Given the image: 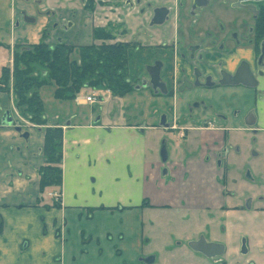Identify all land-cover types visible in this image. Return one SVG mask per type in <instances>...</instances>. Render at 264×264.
Listing matches in <instances>:
<instances>
[{"label": "crops", "instance_id": "1", "mask_svg": "<svg viewBox=\"0 0 264 264\" xmlns=\"http://www.w3.org/2000/svg\"><path fill=\"white\" fill-rule=\"evenodd\" d=\"M71 1L77 5L84 17L83 26L92 35L91 14L82 8L79 0ZM45 2L0 0V44L41 41L76 46L90 44L91 41L78 43L69 38L71 31L66 32L64 25L68 24L67 20L75 25L72 10L64 12L66 19L59 24L53 12L55 7ZM79 25L82 24L79 22ZM20 27L22 33L16 35ZM3 67L5 64L1 73ZM137 72L132 71L130 64L132 80H136ZM87 91L90 89L83 90L75 100H60L54 96V86L42 87L40 96L47 125L29 123L27 130L21 132L14 127L0 129V264H62L57 259L61 241L53 237L63 226L65 218L60 215L67 209L101 208L105 184L101 183L102 179L116 188L113 190L136 188L140 199L150 207L194 213L205 210L221 213L230 208L232 194L228 175L218 168L213 156L207 159L209 150L218 149L214 142L223 144L227 138L224 131L203 129L199 125L189 128L184 149L179 151L181 159L174 158L164 164L157 155L159 137L165 131L158 126V121L167 112V98H158L147 89L135 90L125 98H111L109 91L91 90L89 95L94 93L100 100L88 103ZM106 102L116 103L113 113L109 107L103 108ZM0 107L1 112L8 110L15 122L21 119L11 93L0 94ZM46 127L63 131L62 185L47 189L61 194L58 206L54 201L45 202L43 195L47 190L40 194L39 171L45 164ZM23 132L28 133L27 138ZM165 167L167 174L162 173ZM97 181L100 184L96 185ZM22 212H31L33 216L27 220L13 219ZM54 212L60 215L50 220ZM41 217L46 218L45 223ZM43 235L52 237L57 245L48 249L41 244L43 247L36 248L32 242Z\"/></svg>", "mask_w": 264, "mask_h": 264}, {"label": "flooded vegetation", "instance_id": "2", "mask_svg": "<svg viewBox=\"0 0 264 264\" xmlns=\"http://www.w3.org/2000/svg\"><path fill=\"white\" fill-rule=\"evenodd\" d=\"M79 3L91 14L94 23L103 25L93 27L90 44H100L94 39V31L105 29L115 36L110 44L128 45V75L134 84L131 93L147 89L156 97L169 100L167 112L158 121L160 128L168 133L178 132L184 140L188 129L197 125L224 131L227 138L223 144L214 142L218 149L209 150L207 159L213 156L226 175L230 171L227 165L230 157L243 156L249 150L250 156L264 158V27H259L264 0H79ZM135 27L146 31L148 36L142 41L125 38ZM155 36L159 37L157 42ZM9 47L0 44V48L10 53ZM132 50L138 55L136 80L141 78L140 84L130 74ZM11 56V66L2 70L7 68L12 73L14 47ZM157 63L161 65L159 75L165 93L150 82L148 68ZM11 87L12 82L10 90L3 94H12ZM6 112L9 111L1 112L0 107V125ZM16 126L23 130L20 121L6 127ZM237 134L244 137L237 140ZM246 136L247 140H242ZM163 146L166 148L164 143ZM162 162L168 163V152L167 160ZM254 171L257 172L250 169L246 175L256 186ZM162 173L167 174L168 169L163 168ZM52 195L54 203H60L61 195ZM203 238L207 243H217ZM241 253H246L244 245Z\"/></svg>", "mask_w": 264, "mask_h": 264}, {"label": "rangeland", "instance_id": "3", "mask_svg": "<svg viewBox=\"0 0 264 264\" xmlns=\"http://www.w3.org/2000/svg\"><path fill=\"white\" fill-rule=\"evenodd\" d=\"M45 1L49 6L55 7L53 12L59 24L66 19L63 17L64 12L72 10V17L76 18L75 25L66 27V32L71 31L70 39L78 43L92 41L88 27L83 26L84 17L80 15L74 1ZM99 10L98 8L96 11ZM67 22L71 23L69 20ZM79 22L82 25H79ZM94 26L103 25L96 22ZM21 33L20 27L16 35ZM145 36H148L146 31L135 27L129 30L125 38L142 41ZM119 38L122 39V35ZM158 40L159 37L155 36L154 42ZM8 45L10 53L0 49V74L2 64L11 66V48L14 47L15 50L17 47V44ZM26 45L28 44L18 46ZM49 45L55 44L49 43ZM137 57L136 52L132 50L129 55L132 71L139 67ZM140 81L141 78L135 83L140 84ZM91 92V89L87 91L86 96ZM110 95L111 98H125L114 96L112 93ZM115 104L106 102L103 108L109 107L113 113ZM100 111L101 109H98L97 113L101 115ZM19 121L26 131L28 120L21 118ZM163 132L159 137L157 155L160 157L164 143L168 152V162L170 163L174 158L180 160L179 151L184 149V139L178 132ZM235 136L237 140L244 137L242 134ZM248 137L250 138L251 135ZM242 140H247V136ZM249 152L248 150L243 156L230 157L227 161L230 169L227 183L232 195L228 202L230 208L221 213L213 210L194 213L150 207L145 204V200L140 199V192L136 188L113 190L116 188H112L106 184L105 179H102L101 183L105 184L100 198L101 208L67 209L62 215L54 212V215L49 216L50 220L53 216L59 217V215L65 218L61 231L53 234L54 238L61 241L57 259L62 264H264V209L262 208L264 187L261 186L264 184V158L250 156ZM250 169L257 170L252 176L256 179V186L246 175ZM98 183L100 184V181L95 184ZM52 194V190L45 192L43 196L46 203L54 201ZM30 216H33L31 212H22L13 216V219L27 220L31 218ZM44 217H41L43 223L46 219ZM200 235L209 241L224 245L226 248L224 254L208 258L193 251L188 244ZM32 243H36V248H40L42 244L48 249L57 245L54 239L47 235L35 239ZM243 245L246 249L245 254L241 253ZM150 257L154 260L147 263L145 260Z\"/></svg>", "mask_w": 264, "mask_h": 264}, {"label": "trees", "instance_id": "4", "mask_svg": "<svg viewBox=\"0 0 264 264\" xmlns=\"http://www.w3.org/2000/svg\"><path fill=\"white\" fill-rule=\"evenodd\" d=\"M259 27H264V15ZM94 39L100 44L76 46L44 41L18 46L14 50L13 71L3 69L0 93L10 90L21 117L37 126H46L44 104L40 89L54 86V96L60 100H75L85 89L105 90L114 96L125 97L134 90L129 79L127 44L109 42L115 39L112 31L96 29ZM61 128L45 129V164L40 168V194L62 185ZM60 194V193H59ZM61 195V194H60ZM55 202V206H58ZM145 204H148L146 201Z\"/></svg>", "mask_w": 264, "mask_h": 264}, {"label": "water", "instance_id": "5", "mask_svg": "<svg viewBox=\"0 0 264 264\" xmlns=\"http://www.w3.org/2000/svg\"><path fill=\"white\" fill-rule=\"evenodd\" d=\"M239 2H246V1H262V0H238ZM160 64L157 63L155 66L153 67H149L148 71L150 73V82L151 84L154 86V88L157 87H161L163 92L164 91V84L160 82ZM14 123L12 117L10 116L9 112H6L4 114V116L1 119V125L0 128L2 127H6V126H12ZM165 127H167V124L162 123ZM15 129L18 132L22 131V128L20 126H16ZM23 137L27 138L28 137V133L25 132L23 133ZM161 158L162 161H166L167 160V152H166V148L163 146L162 150H161ZM189 247L195 251V252H199L205 256H207L208 258H214L216 256L221 255L224 252V246L222 244H218V243H207L206 240L201 237L198 241H192L189 244ZM211 251H214L213 253ZM154 258H148L146 260L147 263H151L153 262Z\"/></svg>", "mask_w": 264, "mask_h": 264}, {"label": "built area", "instance_id": "6", "mask_svg": "<svg viewBox=\"0 0 264 264\" xmlns=\"http://www.w3.org/2000/svg\"><path fill=\"white\" fill-rule=\"evenodd\" d=\"M99 98L100 97L98 95L93 93L92 95L87 96L85 99H86V102L88 103H95L98 100H100Z\"/></svg>", "mask_w": 264, "mask_h": 264}]
</instances>
